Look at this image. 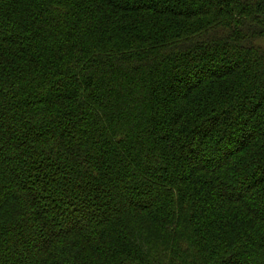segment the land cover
I'll return each mask as SVG.
<instances>
[{
  "label": "trees",
  "instance_id": "16d2710c",
  "mask_svg": "<svg viewBox=\"0 0 264 264\" xmlns=\"http://www.w3.org/2000/svg\"><path fill=\"white\" fill-rule=\"evenodd\" d=\"M0 264H264V0H0Z\"/></svg>",
  "mask_w": 264,
  "mask_h": 264
}]
</instances>
